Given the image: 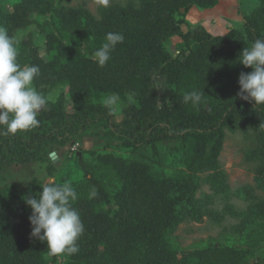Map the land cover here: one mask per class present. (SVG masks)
Instances as JSON below:
<instances>
[{"label": "trees", "instance_id": "16d2710c", "mask_svg": "<svg viewBox=\"0 0 264 264\" xmlns=\"http://www.w3.org/2000/svg\"><path fill=\"white\" fill-rule=\"evenodd\" d=\"M219 1L131 0L101 5L95 15L65 0L0 6V26L19 41L18 62L40 67L34 86L45 94L59 90L38 127L0 135V264H264V196L251 186L232 194L219 164L226 133L253 134L256 146L245 156L255 164V189L264 193V105L237 95L239 74L251 71L239 63L240 52L264 38V0L225 34L188 24L191 9L211 10ZM110 31L124 42L99 67L93 52ZM191 90L203 91L199 106L183 103ZM110 94L120 96L112 112L103 105ZM92 137L93 146L103 144L70 153ZM162 144L181 167L157 175L151 159ZM52 152L75 174L63 176L70 170L55 167ZM33 164L44 178L71 182L79 195L73 206L85 232L74 255L50 256L30 235L23 198L38 195L44 178L21 187L6 176ZM93 186L98 196L89 199ZM204 186L209 193H201ZM233 195L244 208L231 205ZM227 217L237 222L223 230L237 245L186 251L172 240L183 223L207 218L220 226Z\"/></svg>", "mask_w": 264, "mask_h": 264}, {"label": "clouds", "instance_id": "9594fccd", "mask_svg": "<svg viewBox=\"0 0 264 264\" xmlns=\"http://www.w3.org/2000/svg\"><path fill=\"white\" fill-rule=\"evenodd\" d=\"M100 5L108 6L109 0H97ZM124 42L120 32H107L104 42L94 50L93 58L99 67H103L111 58L118 43ZM19 41L0 26V135H16L39 126L38 116L49 103H54L59 90L47 94L38 91L33 81L40 75L39 65L18 62ZM239 63L250 72H241L238 76L237 95L251 100L255 106L264 105V38L255 39L250 47L240 52ZM204 93L199 90L183 94V103L199 106ZM131 102L132 96L129 95ZM120 102L118 94H110L103 105L110 112L115 111ZM98 196L93 186L88 198ZM79 195L71 182L56 183L44 178L41 192L32 197L25 196L24 202L30 207L28 220L32 237L45 242L50 256L74 255L79 252L77 241L85 232V225L79 211L73 206Z\"/></svg>", "mask_w": 264, "mask_h": 264}, {"label": "rangeland", "instance_id": "374dc122", "mask_svg": "<svg viewBox=\"0 0 264 264\" xmlns=\"http://www.w3.org/2000/svg\"><path fill=\"white\" fill-rule=\"evenodd\" d=\"M129 1L131 0H109V4H126ZM15 2H17V0H0V6L4 9H10ZM65 5L71 7L82 5L93 15L97 13V8L101 6L97 0H65ZM256 6L257 0H220L218 5L211 10L191 9L186 15V21L190 25L202 26L212 35L225 34L229 29L238 28L243 23L244 15L248 14ZM182 28L184 29V27ZM28 33V31L19 32L18 38L23 39ZM159 84L160 86L158 87L162 90V85L161 83ZM94 140V137L84 138L83 144L81 141L80 147L77 146L76 148H79V150L91 148ZM102 144L98 142L92 148H97L98 145ZM255 146L256 142L251 133L245 135L242 133H226L223 149L219 157V164L221 170L227 176V183L232 194H235L237 190L246 186H251L254 188L257 195L264 196V193L255 189V164L247 160L245 156L246 152L253 149ZM73 148V146L70 147V153H73L74 155V153H77L79 150H73ZM168 148V145H158V157L156 159H151V166L154 170L153 172L157 175L164 173L169 174L181 167L180 158L173 154L171 155ZM145 153L147 159L151 157V151L147 150ZM57 157L58 162H56V165L54 164L55 167L58 168L62 166L64 171H68V169L70 170L68 174L64 173L63 176L67 177L69 174L74 175L75 172L71 168L73 166L69 162L62 163L58 155ZM10 171L12 173H9V176H6V179H8L10 183L18 184L21 187L23 184L33 181L34 178L42 180L45 177L42 168L34 164L15 167ZM201 193H209V189L204 186L201 189ZM230 203L236 208L245 207L244 201L238 199L236 195L231 197ZM216 206L219 211L223 208V204L219 201ZM236 222V220L229 217H227L226 221L220 226L215 225L207 218H204L199 223L186 222L177 228L172 240L177 243L182 250L186 251L201 249L209 243L215 245H237V237H232L228 231L224 232L223 230L224 228H229V226Z\"/></svg>", "mask_w": 264, "mask_h": 264}, {"label": "water", "instance_id": "95a60500", "mask_svg": "<svg viewBox=\"0 0 264 264\" xmlns=\"http://www.w3.org/2000/svg\"><path fill=\"white\" fill-rule=\"evenodd\" d=\"M49 158L51 159V162L56 165V162H58V157L55 152H52L49 155Z\"/></svg>", "mask_w": 264, "mask_h": 264}, {"label": "built area", "instance_id": "2783aa9c", "mask_svg": "<svg viewBox=\"0 0 264 264\" xmlns=\"http://www.w3.org/2000/svg\"><path fill=\"white\" fill-rule=\"evenodd\" d=\"M77 146H78V144L74 145V146H73V147H74L73 150L77 149V148H76Z\"/></svg>", "mask_w": 264, "mask_h": 264}]
</instances>
